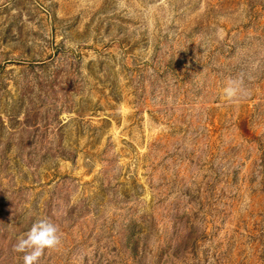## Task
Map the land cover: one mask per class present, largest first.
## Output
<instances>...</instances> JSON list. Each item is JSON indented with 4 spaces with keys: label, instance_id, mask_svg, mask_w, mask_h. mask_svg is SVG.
Masks as SVG:
<instances>
[{
    "label": "rangeland",
    "instance_id": "374dc122",
    "mask_svg": "<svg viewBox=\"0 0 264 264\" xmlns=\"http://www.w3.org/2000/svg\"><path fill=\"white\" fill-rule=\"evenodd\" d=\"M0 264H264V0H0Z\"/></svg>",
    "mask_w": 264,
    "mask_h": 264
}]
</instances>
